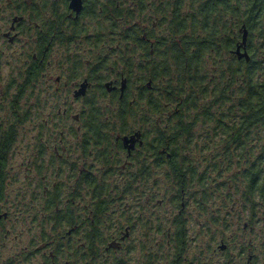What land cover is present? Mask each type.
Listing matches in <instances>:
<instances>
[{"label": "trees", "instance_id": "obj_1", "mask_svg": "<svg viewBox=\"0 0 264 264\" xmlns=\"http://www.w3.org/2000/svg\"><path fill=\"white\" fill-rule=\"evenodd\" d=\"M48 12L42 32L34 36L38 40L24 63V76L11 84L15 93L8 104L9 121L0 125L1 152L10 151L17 140L23 119L17 99L37 88L39 73L55 54L69 81L87 71L93 80L127 82L122 98L94 87L75 112L77 119L71 118L75 126L66 124L69 114H54L58 133L90 140L92 161L99 166L88 179L76 171V202L58 204V215L66 224L74 215L84 234L75 248L76 264H106L104 248L114 245L111 234L129 220L124 203L133 191L138 197L151 191V200L164 192L158 204L178 203L171 206L180 216L192 206L197 215L204 203L219 198L227 220L231 205L239 202L238 211L249 216L242 244L247 261L264 264V0H83L81 19L70 29L62 27L60 14ZM237 50L248 59L238 58ZM129 133L154 144L155 167L127 175L121 186L102 149L106 151L107 136ZM155 173L163 179V192L152 190ZM148 179L152 182L143 188ZM84 187L91 188L87 203L81 198ZM190 196L193 202H188ZM54 205L45 203L44 212L53 213ZM173 221L178 222V252L172 264H191L182 255L191 238L182 221ZM232 229L219 243L223 255L239 239L231 238ZM242 245L239 257L247 253ZM143 251L141 263L165 264L148 246Z\"/></svg>", "mask_w": 264, "mask_h": 264}, {"label": "flooded vegetation", "instance_id": "obj_2", "mask_svg": "<svg viewBox=\"0 0 264 264\" xmlns=\"http://www.w3.org/2000/svg\"><path fill=\"white\" fill-rule=\"evenodd\" d=\"M81 3L83 5V0ZM68 5L69 0H0V11L6 15L0 21V40L9 43L5 45L6 48L23 38L34 43L38 40L37 38L34 40L35 34L37 36L38 30L42 32L44 20L47 18L48 21L50 17L49 10L55 11L56 17L60 14L62 27L70 29L75 19L78 21L81 19L79 13L82 7L76 14ZM34 26L37 28L36 33ZM0 53H2L0 59L28 62V56L23 48L16 55H5L4 51ZM32 57L35 58L36 55L33 54ZM88 63L89 60L86 61V64ZM62 68L66 71L65 67ZM84 73L83 77L79 76L77 80L71 81L74 83L70 99L72 105L64 107L63 116L69 114L70 111L67 112V109L71 110L74 103H82L94 87L100 91L103 86L109 95L118 98H122V90L127 87L124 80L110 78L101 82L93 80L87 71ZM59 79L60 76H57L56 80ZM80 79L82 80L78 83ZM122 82L124 87L121 90ZM81 89L84 93L77 94ZM20 112L23 118L20 127H24L20 150H13L15 142L10 151H0V264H76L75 248L84 234L80 225L74 224V215L68 217L69 224L65 223L67 219L64 216L58 215V204L76 202L74 196L76 171L79 174L84 173V178L88 179L93 171L98 170V162L92 161L93 145L90 140L83 141L79 134L72 136L58 133L57 129L52 127L55 123H49L47 120H44V123L50 125V129L55 132L53 136L51 134L44 138L42 131L38 129L39 127L42 129L43 126L40 123L43 120L39 119L41 115L38 108L30 115L27 111ZM9 115L11 116L10 113ZM71 118L76 120L77 114ZM8 121L7 118L0 119V125ZM80 128V125L76 126L78 131ZM33 129L36 130V134L27 133V130L31 132ZM131 135L133 133L109 135L106 137L108 139L105 143L108 144L106 151L105 148L102 149L104 153H109V159L114 165L112 164L108 170L117 175L116 180L119 183H124L127 175L151 172L155 167L154 144H148V140L140 136L135 137L133 143H125L124 138L131 139ZM90 189L89 187L82 189L81 198L85 203ZM59 190L60 195L56 198L55 192ZM128 197V202L124 203V211L129 215L127 216L129 220L122 223V227L116 230V235L111 234V239H115L114 245L104 248L112 256L116 252L123 253V241L129 238V230L138 217L134 209L137 201L131 202L133 198H138L137 192L133 191ZM49 202H52V205L55 203L53 213L44 212V204ZM29 210L32 212L29 213ZM179 213L178 210L174 220L182 221L185 227V220L182 217L185 213L182 216ZM172 227L174 230L176 225L173 224ZM148 247L153 249L150 245ZM115 260H117L115 264H120L124 258L121 255V258L115 257ZM137 264L144 263L138 261Z\"/></svg>", "mask_w": 264, "mask_h": 264}, {"label": "rangeland", "instance_id": "obj_3", "mask_svg": "<svg viewBox=\"0 0 264 264\" xmlns=\"http://www.w3.org/2000/svg\"><path fill=\"white\" fill-rule=\"evenodd\" d=\"M4 16L6 17V15L3 14V11H0V21ZM8 44V42L0 40V52L4 51L3 54L5 55H16L21 48L25 50V54L27 56L29 53L34 51V43L29 39L26 41L23 38L16 44L9 45V47L6 48L5 45ZM75 48L76 46H74L71 50H75ZM57 54L51 58V63L48 65L47 69L40 72L41 74L38 76L36 82L38 89L35 87L33 90H25L23 95L21 94L17 99L19 109L27 111V113L29 110L28 115L32 114V112L35 113L37 109L34 111L33 108L38 106V110L41 115L39 119L43 120L42 122L40 121V123L43 124L42 129H40V127L38 129L42 131L44 138H47L51 134L53 136L55 132L50 129V125L44 123V120L54 124L58 120V117H55L54 114L59 113L57 114L59 116L64 107L72 105L70 103V99H72L74 83L69 81L68 72L63 70V68L57 63ZM25 56H22V58ZM23 72L24 63H22V61L18 62L13 60H4V58L0 59V119L9 118L10 112H8V104L10 103L9 100L11 101L14 98L15 93L11 84L14 82L19 83L20 79L24 76ZM84 75L85 73L81 74V77ZM57 76H60L58 81L56 80ZM81 80L82 79H80L78 83ZM56 88L59 89L56 90ZM38 90L40 91L39 93ZM67 94L69 95V98L66 99ZM21 97L22 99H20ZM26 99L27 101L24 103ZM35 103H37V105H35ZM31 104H33V106H30ZM80 106L81 102H78L77 104L74 103V106L69 112V121L66 122L68 126H75L71 117L78 111ZM52 127L54 128L53 125ZM23 129V126L18 128L17 140L15 148L13 149L14 151L20 150V144L22 143L23 138L22 136L24 135ZM27 133L36 134V130L33 129L31 132L27 130ZM16 155L18 156V154ZM153 175L154 178H152V180L154 186L152 190L156 192L161 189V192H163L165 186L161 185L163 183V179H159V177L156 176V173ZM148 180L145 181L143 188H146V185L148 186L150 182H152L151 179ZM120 185L123 186L124 183L120 182ZM145 191L147 192V190ZM152 197L153 192L151 194L150 191L147 194L143 193L139 195L138 198L132 199L131 202H135V200L137 201L135 202L136 205L134 209L136 210L138 217L135 218V224L129 230V238L123 241V253L116 252L113 254L114 256H112L106 252V264H115L117 262L115 257L121 258V255L126 260V264H137L138 261H141L144 255H146V251H143V249L149 245L153 247V251H156L155 253L164 258L165 264L167 261L169 264H172L175 258L174 255L178 252L176 240L178 222L173 221L174 215L178 212V210L173 208L171 204L176 206L178 203L161 202L158 204L160 198L164 197V192L163 194L159 193L151 200ZM168 197L169 196H166V198ZM148 199H150L151 202H149L150 200ZM218 201H220V199L216 198L213 202H206L207 205L204 203V205L199 207L200 210L197 215H195L197 208L192 206V209H186L185 215L182 217L185 220V232L188 236H190L191 241L184 245L182 250V255H184L183 257L188 259L191 264H226V262L229 264H252L247 261L248 251L247 248L242 245L244 244L243 242L246 240V236L249 231V226L247 224L249 216L241 214V212L237 209V204H239V202H235L231 205L233 210L229 212V215H231L228 216V219L226 220L225 214L220 208L221 202ZM153 202H156V204ZM188 202H193V200H191V196L189 197ZM223 203L228 205V202ZM224 220L228 222V230L224 228ZM172 224L176 225V231H174L175 229L173 230V227L171 228ZM244 224L246 230H241V227H243ZM231 226H233L231 238H234L235 235V238L238 237L239 239H236L235 241V248L227 251L223 255V251H219L218 246L220 241L227 238L229 235L228 231L231 229ZM253 244L256 246L258 241L255 240ZM241 245L247 253L239 257L238 252ZM253 252L257 253V256L260 253L259 250Z\"/></svg>", "mask_w": 264, "mask_h": 264}, {"label": "water", "instance_id": "obj_4", "mask_svg": "<svg viewBox=\"0 0 264 264\" xmlns=\"http://www.w3.org/2000/svg\"><path fill=\"white\" fill-rule=\"evenodd\" d=\"M69 8L72 9L76 14H78L81 10V7H82V3H81V0H69ZM246 40V32H243V42H245ZM237 54H238V58L240 57H245V59L247 60L248 59V55L246 52H239L237 50ZM82 88L84 87V85H81ZM124 87V82H122L121 84V90L123 89ZM83 90L81 89L79 92H77V94H83ZM139 134L138 133H134L133 135H131V139H127V137L124 138V142L127 143V142H131L133 143L135 137H138Z\"/></svg>", "mask_w": 264, "mask_h": 264}]
</instances>
